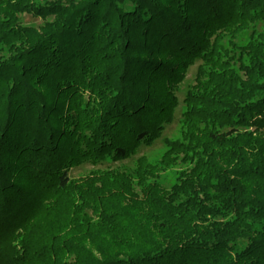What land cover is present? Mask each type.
<instances>
[{
  "label": "trees",
  "instance_id": "1",
  "mask_svg": "<svg viewBox=\"0 0 264 264\" xmlns=\"http://www.w3.org/2000/svg\"><path fill=\"white\" fill-rule=\"evenodd\" d=\"M0 264H264V0H0Z\"/></svg>",
  "mask_w": 264,
  "mask_h": 264
},
{
  "label": "rangeland",
  "instance_id": "2",
  "mask_svg": "<svg viewBox=\"0 0 264 264\" xmlns=\"http://www.w3.org/2000/svg\"><path fill=\"white\" fill-rule=\"evenodd\" d=\"M39 1H50V0H39ZM67 1V0H63ZM22 22L27 25H35L38 26L42 22L38 18H34L30 15H24L22 17ZM198 65V62L190 66L185 74L184 79L182 82H180L177 86H175V93L179 100H181L188 89L193 83H194V77L196 75V67ZM180 109V107H179ZM177 119H175L171 124L167 125L162 137H168L170 139L178 138L180 135V125L178 123L179 114H177ZM167 150V146L161 139H158L154 144L148 147H143L138 154L135 156L124 159L117 162H104L103 164H97L93 165L91 163H83L80 166L73 168L69 175L72 178H79L88 176L92 173H101L106 170L113 171V172H122V173H128L131 176H133V172L135 170V164L136 159L144 155L147 160L151 163L157 162L163 155V153ZM185 165L179 162V160L176 161L174 165L169 167L166 170H163L158 173L157 180L163 187L169 188L175 181L177 173L184 169ZM152 179H148L150 181ZM98 184V183H97ZM135 190H139V187L134 185Z\"/></svg>",
  "mask_w": 264,
  "mask_h": 264
}]
</instances>
